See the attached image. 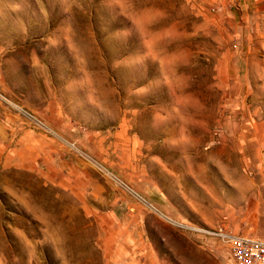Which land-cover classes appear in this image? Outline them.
I'll use <instances>...</instances> for the list:
<instances>
[{
    "label": "rangeland",
    "instance_id": "1",
    "mask_svg": "<svg viewBox=\"0 0 264 264\" xmlns=\"http://www.w3.org/2000/svg\"><path fill=\"white\" fill-rule=\"evenodd\" d=\"M264 240V0H0V264H230Z\"/></svg>",
    "mask_w": 264,
    "mask_h": 264
},
{
    "label": "built area",
    "instance_id": "2",
    "mask_svg": "<svg viewBox=\"0 0 264 264\" xmlns=\"http://www.w3.org/2000/svg\"><path fill=\"white\" fill-rule=\"evenodd\" d=\"M230 264H264V240L226 234Z\"/></svg>",
    "mask_w": 264,
    "mask_h": 264
}]
</instances>
